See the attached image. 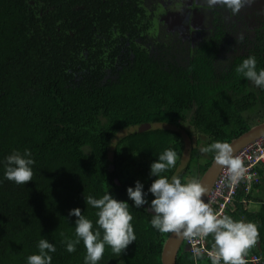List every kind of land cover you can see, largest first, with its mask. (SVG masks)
<instances>
[{
	"label": "trees",
	"instance_id": "1",
	"mask_svg": "<svg viewBox=\"0 0 264 264\" xmlns=\"http://www.w3.org/2000/svg\"><path fill=\"white\" fill-rule=\"evenodd\" d=\"M162 8L146 0H0V264H27L40 239L56 248L51 264H84L82 241L73 253L61 242L75 239L69 212L79 208L95 231L96 210L85 197L108 192L129 204L136 240L120 256L106 246L98 264H162L171 233L150 223L151 164L172 149L176 165L163 175L200 180V165L206 171L214 161L200 149L230 144L264 122V88L235 71L250 56L257 72L264 69V0L236 15L207 6L206 28L189 24L199 34L195 43L163 40L171 7ZM185 124L206 140L182 168ZM26 149L33 181L17 185L5 179L6 158ZM137 181L147 201L140 208L127 195ZM260 203L252 212L237 201L229 216L257 225L249 252L264 257ZM177 264L211 261L182 249Z\"/></svg>",
	"mask_w": 264,
	"mask_h": 264
},
{
	"label": "clouds",
	"instance_id": "2",
	"mask_svg": "<svg viewBox=\"0 0 264 264\" xmlns=\"http://www.w3.org/2000/svg\"><path fill=\"white\" fill-rule=\"evenodd\" d=\"M209 8L217 5L226 7L232 15L238 14L253 0H205ZM244 40L243 34L237 37L238 42ZM256 59L250 56L236 67L235 71L242 74L256 86L264 88V69L257 72ZM203 153H214L217 165L227 170V179L230 185L238 184L244 178L247 168L243 160L235 155L231 144L216 141L201 149ZM177 153L172 149L165 150L159 155L158 161L151 164L150 175L157 177L149 192L155 197L150 204L154 212L151 226L160 233H173L178 238L187 239L195 244L212 236L214 246L208 252L211 264H247L245 257L259 240V230L256 224L233 220L228 215L216 213L203 197L207 188L198 179H191L182 183L178 176L171 179L163 175L175 167ZM30 150L23 154L14 152L6 158L5 179L17 185H25L33 181ZM128 197L134 206L140 208L147 203L143 185L137 181L135 187L127 189ZM86 204L96 210L98 218L94 231L93 221L86 218L79 208L70 210L69 216H75V239L62 240L69 253L76 251L77 245L83 242L86 249L84 264H98L103 259L106 246L115 256H120L136 240L132 225L133 216L129 211V204L114 199L109 192L97 199L93 196L85 197ZM39 254L27 257V264H51L52 256L49 253L56 251L55 246L46 239L38 242ZM202 255V250L193 247V258Z\"/></svg>",
	"mask_w": 264,
	"mask_h": 264
},
{
	"label": "built area",
	"instance_id": "3",
	"mask_svg": "<svg viewBox=\"0 0 264 264\" xmlns=\"http://www.w3.org/2000/svg\"><path fill=\"white\" fill-rule=\"evenodd\" d=\"M235 155L243 160L247 168L244 178L238 184L230 185L227 179V170L222 168L206 199V202L210 204L213 210L221 215L229 216V212L234 209L237 201L248 207L255 202V198H258L260 186H264V175L260 171L264 165V135L252 141ZM182 246L187 248V251H184L189 252L192 256L193 247H198L202 250L200 257L210 260L208 252L212 250L214 240L210 235L194 245L193 242L184 239ZM245 259L247 264H258L264 261L262 254L258 255L249 251Z\"/></svg>",
	"mask_w": 264,
	"mask_h": 264
},
{
	"label": "rangeland",
	"instance_id": "4",
	"mask_svg": "<svg viewBox=\"0 0 264 264\" xmlns=\"http://www.w3.org/2000/svg\"><path fill=\"white\" fill-rule=\"evenodd\" d=\"M178 1H181V5H177L180 8H173V4L177 3ZM255 2H260L261 0H254ZM170 6L171 11L169 14L164 16L165 19V31L162 32V38L163 40H166L165 42H179L180 39L184 40V42L188 41L190 38L193 39V42L195 43L198 38L197 32H190L189 30V24L194 29H199L201 27L206 28V21H208L209 17L208 14H205V9L207 8V4L205 0H146V6L152 7V5H158L160 6V9H163L162 6ZM174 13H173V11ZM207 11V10H206ZM205 15H204V14ZM186 14V15H185ZM193 20V22H192ZM193 23V24H192ZM188 28V29H187ZM191 29V28H190ZM170 33V34H169ZM185 44V43H184ZM184 44L179 45V47H183ZM186 45V44H185ZM149 128L153 129H166L171 128L168 125L164 124H154V126H150ZM181 132V135L183 137L184 141V152L181 157V167L184 168L187 163L189 162L192 154V150L194 147H196L197 142L202 141L204 142L206 140V137L199 132L195 131L190 125L185 124L182 128L179 129ZM129 131H123L118 134L117 138H122L126 134H128ZM201 155L203 158L206 157V154L203 153L200 149ZM200 171L202 174L205 172V166L204 164L200 165ZM193 178H188L186 180L189 181ZM258 198L260 201H264V186L262 189H260V193L258 194ZM259 202H253L248 206V209L252 212H257L260 209L261 203Z\"/></svg>",
	"mask_w": 264,
	"mask_h": 264
},
{
	"label": "water",
	"instance_id": "5",
	"mask_svg": "<svg viewBox=\"0 0 264 264\" xmlns=\"http://www.w3.org/2000/svg\"><path fill=\"white\" fill-rule=\"evenodd\" d=\"M150 127V126H149ZM264 135V122L256 125L248 132L244 133L240 137L233 140L230 144L232 145L235 154H237L242 148L250 144L252 141L258 139ZM222 168L216 164L215 160L209 166V168L201 176V183L207 188V194L204 195L203 199L206 202V199L214 185L215 180L217 179ZM150 213L154 212L151 209H148ZM184 239L178 238L175 234L171 233L167 239L163 252H162V264H177V258L180 251H187V248H183ZM258 264H264V261H261Z\"/></svg>",
	"mask_w": 264,
	"mask_h": 264
},
{
	"label": "flooded vegetation",
	"instance_id": "6",
	"mask_svg": "<svg viewBox=\"0 0 264 264\" xmlns=\"http://www.w3.org/2000/svg\"><path fill=\"white\" fill-rule=\"evenodd\" d=\"M186 15V14H185Z\"/></svg>",
	"mask_w": 264,
	"mask_h": 264
}]
</instances>
